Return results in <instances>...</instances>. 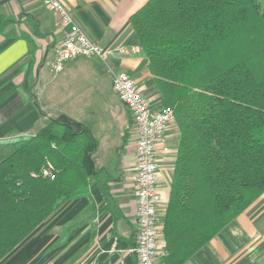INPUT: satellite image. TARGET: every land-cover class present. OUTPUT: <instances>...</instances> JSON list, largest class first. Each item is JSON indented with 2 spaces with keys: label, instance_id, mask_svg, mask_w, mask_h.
I'll list each match as a JSON object with an SVG mask.
<instances>
[{
  "label": "trees",
  "instance_id": "obj_1",
  "mask_svg": "<svg viewBox=\"0 0 264 264\" xmlns=\"http://www.w3.org/2000/svg\"><path fill=\"white\" fill-rule=\"evenodd\" d=\"M148 85L179 128L162 232L184 264L264 193V0H149L131 16ZM62 128V129H61ZM0 260L65 201L88 197L97 141L60 113L33 135L0 139ZM54 177L44 176L50 167Z\"/></svg>",
  "mask_w": 264,
  "mask_h": 264
},
{
  "label": "crops",
  "instance_id": "obj_2",
  "mask_svg": "<svg viewBox=\"0 0 264 264\" xmlns=\"http://www.w3.org/2000/svg\"><path fill=\"white\" fill-rule=\"evenodd\" d=\"M148 1L61 0L93 40L117 49L106 62L81 56L54 74L51 65L64 39L59 14L42 0H0V139L33 135L50 118L66 113L91 129L96 153L100 144L88 115L76 117L67 109L88 100L87 91L101 90L103 77L112 86L117 71L130 74L139 89L160 104L158 89L147 83L149 60L141 55L130 20ZM132 127L130 118L123 147L130 149L133 163H118L111 171L104 165L98 167L94 159L96 168L109 174L108 181L102 175L91 185L94 203L88 197L65 201L0 264H138L132 250L138 232L135 141L128 142ZM168 139L169 149L159 159V188L164 198L161 223L170 197L179 132L170 131ZM162 226L161 252L165 250ZM184 264H264V193Z\"/></svg>",
  "mask_w": 264,
  "mask_h": 264
},
{
  "label": "built area",
  "instance_id": "obj_3",
  "mask_svg": "<svg viewBox=\"0 0 264 264\" xmlns=\"http://www.w3.org/2000/svg\"><path fill=\"white\" fill-rule=\"evenodd\" d=\"M42 1L59 14L64 30L63 42L56 49L51 65L54 74L60 73L67 61L81 56L108 61L117 48L105 47L93 40L61 0ZM112 86L129 109L133 121L138 232L132 250L137 255L138 264H166L162 260L166 250L161 252L159 246L164 203L159 188V159L161 153L169 149V132H179L175 114L173 109L161 108L149 99L139 89L136 80L125 71L114 72ZM43 175L54 177L51 166L43 169Z\"/></svg>",
  "mask_w": 264,
  "mask_h": 264
},
{
  "label": "rangeland",
  "instance_id": "obj_4",
  "mask_svg": "<svg viewBox=\"0 0 264 264\" xmlns=\"http://www.w3.org/2000/svg\"><path fill=\"white\" fill-rule=\"evenodd\" d=\"M101 85L102 88L99 91H87L85 95L89 96L88 100H80L78 107L67 110L76 117L85 113L88 115V123L100 144L98 151L94 154L96 165L98 167L104 165L112 171L118 163L123 164L124 162L127 166L133 163L134 156L130 149L123 147V144L125 145L124 135L132 115L110 85L107 77H103ZM81 94L78 93L77 96ZM75 103L77 104V101ZM128 140L131 143L134 137ZM119 147L121 148L118 153ZM10 149H12L11 146H0V157Z\"/></svg>",
  "mask_w": 264,
  "mask_h": 264
}]
</instances>
